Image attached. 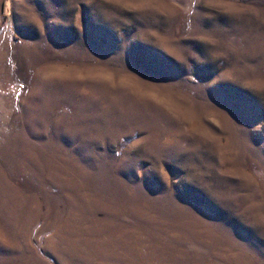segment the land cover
<instances>
[{"label":"rangeland","instance_id":"rangeland-1","mask_svg":"<svg viewBox=\"0 0 264 264\" xmlns=\"http://www.w3.org/2000/svg\"><path fill=\"white\" fill-rule=\"evenodd\" d=\"M0 264H264V0H0Z\"/></svg>","mask_w":264,"mask_h":264}]
</instances>
